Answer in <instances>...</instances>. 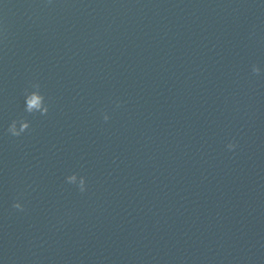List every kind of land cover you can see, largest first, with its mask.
Masks as SVG:
<instances>
[{"label":"water","instance_id":"1","mask_svg":"<svg viewBox=\"0 0 264 264\" xmlns=\"http://www.w3.org/2000/svg\"><path fill=\"white\" fill-rule=\"evenodd\" d=\"M262 213L264 0H0V264H173Z\"/></svg>","mask_w":264,"mask_h":264},{"label":"clouds","instance_id":"2","mask_svg":"<svg viewBox=\"0 0 264 264\" xmlns=\"http://www.w3.org/2000/svg\"><path fill=\"white\" fill-rule=\"evenodd\" d=\"M51 3V0H48ZM5 42L7 41V35L4 36ZM6 46V45H5ZM252 73L254 75H259L261 73V68L258 65L252 66ZM24 112L28 115H35L39 113L41 116H46L50 109V104L47 102L45 95L41 92V85L38 81H30L29 87L24 89ZM119 107V104L117 105ZM104 120L107 121L109 116L104 115ZM31 122L26 116H20L17 119L11 121L7 128V133L12 137H20L25 134L30 129ZM237 147L235 142H230L227 145L229 150H234ZM66 183L75 185L81 193L87 191L86 178L78 175L77 173H72L66 177ZM12 208L20 212L25 211V206L20 202V198H17L13 204Z\"/></svg>","mask_w":264,"mask_h":264}]
</instances>
